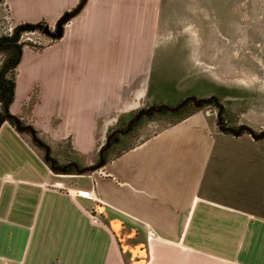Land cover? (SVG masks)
Instances as JSON below:
<instances>
[{"label": "crops", "instance_id": "1", "mask_svg": "<svg viewBox=\"0 0 264 264\" xmlns=\"http://www.w3.org/2000/svg\"><path fill=\"white\" fill-rule=\"evenodd\" d=\"M79 2L5 5L13 25L54 29ZM161 10L85 0L60 37L23 46L10 113L45 145L68 141L89 169L53 167L16 124H0V264H264V138L196 110L92 162L112 124L167 86L153 75Z\"/></svg>", "mask_w": 264, "mask_h": 264}, {"label": "rangeland", "instance_id": "2", "mask_svg": "<svg viewBox=\"0 0 264 264\" xmlns=\"http://www.w3.org/2000/svg\"><path fill=\"white\" fill-rule=\"evenodd\" d=\"M13 27L3 0L0 33H9ZM159 32L160 48L153 75L167 86L161 87L156 103L145 101L143 107L112 124L100 151L113 133L125 131L107 158L174 123L188 108L177 113L154 110L152 116L144 115L145 111L158 109L162 104L175 107L187 96L214 97V102L202 110H211L215 117L221 109L231 127L246 124L256 132L264 130V0H162ZM20 42L39 48L47 41L43 33L34 31L23 33ZM3 58L0 54V65ZM139 115L142 116L138 118ZM24 134L33 143L31 135ZM33 145L39 153H45L44 147ZM47 145L59 164L76 162L80 167L88 166L84 156L75 152L68 141ZM101 159L97 153L92 162L97 165ZM132 241H122L126 251ZM129 253L136 254L137 250Z\"/></svg>", "mask_w": 264, "mask_h": 264}, {"label": "trees", "instance_id": "3", "mask_svg": "<svg viewBox=\"0 0 264 264\" xmlns=\"http://www.w3.org/2000/svg\"><path fill=\"white\" fill-rule=\"evenodd\" d=\"M3 0H0V2H2ZM46 27V24L43 22H38V23H30V22H24V23H19L17 25H14V27L12 28V32L11 35H5V34H0V54L4 55L3 61L1 62V70L5 69V73L4 75L1 76L0 78V101L3 103L5 102L6 106H7V111H6V117L5 120H8L9 122H11L12 124H15L16 122V116L12 115L9 112V103L11 101V99L13 98V94H14V88H15V77H16V68L17 65L19 63V58H17V54L18 52L22 51V48L24 46L23 43L20 42V38L23 35V33L25 32H34V31H39L41 33H43V29ZM52 39H56L57 37H49ZM12 45H16L19 48V51H17L16 49L12 48ZM9 66V68H7ZM214 99V97H212ZM212 100L210 99H198L197 104L192 103L191 100H187L185 103L181 104L180 106H178L175 110H172L173 113H177V112H184V110L186 108H188L187 112H184V114L181 116L180 119L185 118L186 116H188L189 114L193 113L196 110H199L207 105H211L212 104ZM3 109L5 107L2 106ZM171 107L169 106H165L163 107L162 105L157 109L160 112H168L170 110ZM2 109V110H3ZM154 110L149 111V113L145 114L146 116H152V112ZM151 112V113H150ZM20 125L24 126L26 125V123L20 119ZM177 120V121H178ZM176 122V121H175ZM21 132L23 133H30V131L28 129H24L21 130ZM35 134L37 135L36 131ZM119 134H113L110 139H109V143H108V147L106 149H104L102 151L101 157L103 160L107 159V154L109 153V150L112 148V146L114 144L117 143V138L119 137ZM32 138V135H31ZM41 143H38L37 141H35L32 138L33 143L37 144L38 146L44 147L45 149V143H43L41 141V139L39 138ZM131 147V146H130ZM129 148V147H128ZM126 148V149H128ZM123 149L121 152L117 153L114 156L119 155L120 153H122L124 150ZM49 155H50V150H49ZM46 160L48 161V163L51 162V165L53 167H63L65 169V171L71 172V171H78L79 173L85 171L86 167H80L78 163L74 162V165L70 164V165H66V164H59L56 159L54 157H52L50 155V158L46 157Z\"/></svg>", "mask_w": 264, "mask_h": 264}, {"label": "water", "instance_id": "4", "mask_svg": "<svg viewBox=\"0 0 264 264\" xmlns=\"http://www.w3.org/2000/svg\"><path fill=\"white\" fill-rule=\"evenodd\" d=\"M85 0H80V2L78 3V5L73 8L71 11L69 12H66L65 14H63L59 20L57 21V24H56V29H55V32L53 33L48 27H46L44 29V33H47L48 35L52 36V37H60L62 35V31H63V25L73 16H75L81 9L83 3H84ZM14 49H16L17 51H19V48L15 45L12 46ZM21 55L20 52H18L17 54V58H19ZM9 68V66L7 67ZM3 73L0 74V77L2 76ZM194 100L196 101L197 98L195 96H187L183 99V101L178 105L180 106L181 104L185 103L187 100ZM163 107L167 106L165 104H162ZM178 106H175V107H171L170 110H175ZM6 111H7V106L5 104V107H4V113H0V124L5 120V117H6ZM15 124L17 125V128L19 130H24L26 128H28L32 134V138L37 141L38 143H41L39 138L37 137V135L35 134V130L33 129L32 126L30 125H24V126H21L20 125V122H19V119L16 118V122ZM220 129L223 130V131H227V132H230L234 135H240L241 133L243 132H247L251 137H253V139H260V138H263L264 137V130L262 131H259V132H256L252 127H250L249 125H246V124H241L239 127L237 128H233V127H223V126H220ZM108 143H109V140L107 141V145L106 147H104V149L107 148L108 146ZM103 149V150H104ZM102 150V151H103ZM102 151L100 152V155L102 154ZM45 152H46V157H48V152H49V147L47 145H45ZM86 169H89L88 167L85 168Z\"/></svg>", "mask_w": 264, "mask_h": 264}, {"label": "flooded vegetation", "instance_id": "5", "mask_svg": "<svg viewBox=\"0 0 264 264\" xmlns=\"http://www.w3.org/2000/svg\"><path fill=\"white\" fill-rule=\"evenodd\" d=\"M1 3V2H0ZM46 27H47V25H46ZM45 27V28H46ZM44 28V29H45ZM44 29L42 30L43 31V34L45 35V36H47V37H52V36H50V35H48L47 33H44ZM55 29L56 28H54V29H50L53 33L55 32ZM11 32H12V29H11V31L9 32V33H6V32H4L3 34H7V35H11ZM0 34H2V33H0ZM13 46V45H12ZM16 46V45H15ZM43 46V45H42ZM42 46H40V47H42ZM39 47V48H40ZM13 48V47H12ZM22 52V51H21ZM20 52V53H21ZM20 58V57H19ZM0 70H1V65H0ZM1 73H3L2 75H4V73H5V69L4 70H2V71H0V74ZM1 78V77H0ZM211 98V97H210ZM210 98H200V100L201 99H210ZM12 100V99H11ZM191 101H192V103H194V104H197V102H198V99L196 100V101H194V100H192V99H190ZM211 100L214 102V99L213 98H211ZM212 102V103H213ZM217 104V103H216ZM5 105V102H1L0 101V113H4V109H3V107L2 106H4ZM207 107V106H206ZM219 108L221 107V106H218ZM159 108V107H158ZM204 108V107H203ZM3 109V110H2ZM8 109H9V107H8ZM152 110H157V109H152ZM199 110H202V108L201 109H199ZM149 111H151V110H147V111H145L144 113L145 114H147V113H149ZM209 111V110H208ZM10 112V111H9ZM144 114V115H145ZM140 116H142V115H139L138 116V118H140ZM215 117H216V119H217V124H218V127H219V129H220V126H223V127H231L230 125H227L226 124V121L224 120V117H223V114H222V110L220 109V111H218V113H215ZM18 118V117H17ZM27 125V124H26ZM240 126V125H239ZM238 126V127H239ZM234 128V127H233ZM237 128V127H236ZM26 129H28V128H26ZM29 130V129H28ZM221 130V129H220ZM30 131V130H29ZM125 130H117L115 133H113V134H119V135H122V133L124 132ZM221 131H223V130H221ZM224 132H227V131H224ZM31 133V132H30ZM227 133H230V132H227ZM244 133V132H243ZM247 133V132H246ZM32 135V134H31ZM38 137V136H37ZM39 138V137H38ZM264 138V137H263ZM109 146V145H108ZM107 146V147H108ZM48 158H50V155H49V153H48ZM73 165V164H72Z\"/></svg>", "mask_w": 264, "mask_h": 264}]
</instances>
